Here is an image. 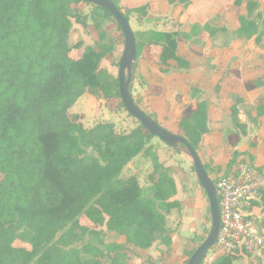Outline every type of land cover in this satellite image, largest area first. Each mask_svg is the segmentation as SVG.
<instances>
[{
  "label": "trees",
  "instance_id": "trees-1",
  "mask_svg": "<svg viewBox=\"0 0 264 264\" xmlns=\"http://www.w3.org/2000/svg\"><path fill=\"white\" fill-rule=\"evenodd\" d=\"M112 1L128 20L130 14L149 20L168 13L175 3H188ZM80 3L88 4L82 0H0V30L24 8L40 29L50 31L58 49L49 64V74L27 84L25 105L19 106L14 97L0 104V166L8 168L0 170V264H126V248L122 243L106 242V230L122 237L123 244L138 249H148L156 242L166 246L172 243L165 212L179 208L180 203L173 199L177 186L172 168L159 160L150 143L154 136L130 114L137 124L121 132L111 120L85 128L76 114L67 113L85 93L103 99L110 113L126 111L117 77L113 78L101 65L114 51L107 41L105 18L92 23L84 18L78 21L84 33L93 38V45L81 51L82 31L71 20L80 10ZM99 9L115 24L124 42L112 15ZM224 9L232 18V30L221 22ZM257 9V0H230L209 21L182 26L192 36L185 56L156 40H136L137 60L168 72L187 69V55L195 54L202 58L203 65L222 68L221 56L239 36L255 37L257 46L264 49V29L259 31ZM247 66L246 62L241 70H229L227 97L234 105L220 120H212L208 115L203 96L209 87L207 77H201L190 91L195 108L182 94L175 97L178 114L173 126L166 129L188 141L207 172L218 167L223 152L230 157L238 155L236 145L246 132L245 123L238 117V105L249 101L239 89L240 72ZM145 83L149 95L165 92L161 78L154 73ZM253 87L254 84L247 88ZM132 98L140 110L164 127L153 118L146 99L137 102ZM138 155L151 159L148 189H140L135 180L120 178L122 170ZM195 179L198 183L196 175ZM252 209L258 213L259 204L254 203ZM105 245L110 247L104 250ZM234 259L220 255L211 264H232Z\"/></svg>",
  "mask_w": 264,
  "mask_h": 264
},
{
  "label": "rangeland",
  "instance_id": "rangeland-1",
  "mask_svg": "<svg viewBox=\"0 0 264 264\" xmlns=\"http://www.w3.org/2000/svg\"><path fill=\"white\" fill-rule=\"evenodd\" d=\"M135 1L143 2V0ZM79 7L80 10L71 17V20L73 25L82 31L84 45L81 51L83 52L87 45H93V38L84 33L78 21L84 18L92 23L94 19L105 18L104 25L108 30L107 41L114 46V51L102 60L101 65L109 70L113 78L117 77L118 60L124 48L118 28L107 18L106 13L96 6L80 3ZM149 20L146 18L139 20L135 15L130 14L129 25L137 39L155 40L152 30L159 23L163 26L169 24L170 31L178 27V22H174L170 16L157 15ZM54 43L56 42L50 31L40 29L33 16L24 8L15 14L7 27L0 30V104L12 97L17 100L19 106L27 103V84L36 83V80L44 79L49 74V64L52 62V57H56L58 53ZM132 65L136 63L132 62ZM135 70L136 68L132 73L129 90L139 102L144 99L142 93L145 87L140 84L141 79L136 76ZM67 113L70 116L76 114L85 128H90L100 121L111 120L119 131L124 132L131 130L137 124V121L126 111L110 113L105 108L103 99L87 93L80 95ZM26 126L31 128L29 124ZM150 143L159 160L171 166L177 186V193L173 199L179 201L180 207L169 213L165 212L166 227L172 243L166 246L156 242L148 249H138L131 244H123L122 237H116L107 230L104 232V240L122 243L126 248L127 257L124 259L126 264H186L190 252L206 238L211 227L208 200L195 179L191 159L184 147L181 145L169 147L155 136L151 138ZM88 152L91 153V150ZM2 160L0 158V161ZM0 165L3 163L0 162ZM212 168L209 169L208 174L213 181H216L217 173L212 171ZM4 169L8 168L0 166V170ZM151 170V159L145 155H138L122 170L120 178L135 180L140 189H148L150 183L147 175ZM261 172L264 173V168ZM149 192V195H152L150 190ZM109 247L110 245H105L103 249L107 250ZM218 256L220 255L209 253L202 264H211ZM258 259L262 260L259 257L255 260L248 256L246 263L242 257H238L232 261V264H257Z\"/></svg>",
  "mask_w": 264,
  "mask_h": 264
},
{
  "label": "crops",
  "instance_id": "crops-1",
  "mask_svg": "<svg viewBox=\"0 0 264 264\" xmlns=\"http://www.w3.org/2000/svg\"><path fill=\"white\" fill-rule=\"evenodd\" d=\"M229 1L188 0L187 4H173L169 12L163 16L173 18L174 22H178V27L170 31L169 24L166 26L157 24L152 30L155 40L172 46L177 54L185 56L190 47L192 36L188 31L182 30V26L193 25L197 22L203 24L209 21ZM125 2L129 4L135 0H126ZM257 3L258 25L259 31H261L264 29V0H257ZM220 15L221 22L225 23L230 30L234 29L228 11L224 9ZM158 16L162 17V15ZM135 38L139 40L137 37ZM187 58L190 62L187 69H171L168 72H160L158 66H152L144 60L136 59V76H139L140 84L145 87L142 95L147 100L148 110L153 118L160 121L165 128H171L178 114L175 97L182 94L195 108V103L189 95L190 91L197 85L201 77H207L209 87L204 90L203 96L207 101L208 115L212 120H220L222 115L234 105V102L227 97L230 89L229 70H241L243 63L247 62V69L240 72L241 87L239 89L243 91L249 101L238 105V117L245 123L246 132L241 136L236 149L238 150L237 156L249 158L261 171L264 168V49L257 46L255 37L239 36L234 41L232 48L221 56L222 68L214 69L203 65L202 58L195 54H188ZM151 73L161 78L162 85L166 87L163 94L149 95L147 93L145 81ZM253 84L254 87L248 90V85ZM229 160L230 156L223 152L217 163L218 167L213 170L221 166L224 167ZM258 204L260 210L258 213L256 212L255 217L259 220L260 227L264 231V190ZM242 258L247 263L246 257ZM260 261L263 263L264 258L258 259L257 264H260Z\"/></svg>",
  "mask_w": 264,
  "mask_h": 264
},
{
  "label": "built area",
  "instance_id": "built-area-1",
  "mask_svg": "<svg viewBox=\"0 0 264 264\" xmlns=\"http://www.w3.org/2000/svg\"><path fill=\"white\" fill-rule=\"evenodd\" d=\"M216 170V171H215ZM212 171L217 173L216 192L220 228L207 255L264 258V231L252 207L260 202L264 174L249 158L230 157L228 163Z\"/></svg>",
  "mask_w": 264,
  "mask_h": 264
},
{
  "label": "water",
  "instance_id": "water-1",
  "mask_svg": "<svg viewBox=\"0 0 264 264\" xmlns=\"http://www.w3.org/2000/svg\"><path fill=\"white\" fill-rule=\"evenodd\" d=\"M90 5L107 10L117 22L124 38V48L118 60L117 82L118 90L123 104V108L128 114L136 118L140 124L152 136L159 138L170 147L181 145L187 151L198 183L206 194L211 227L206 238L198 245L186 261V264H200L206 257L207 251L214 244L217 232L220 228V213L218 208V195L216 185L209 177L197 152L181 135L170 132L165 127L159 125L149 115L140 110L132 98L129 84L132 78L137 59L136 38L129 25L128 18L117 8L112 0H82ZM133 68V70H132Z\"/></svg>",
  "mask_w": 264,
  "mask_h": 264
},
{
  "label": "bare ground",
  "instance_id": "bare-ground-1",
  "mask_svg": "<svg viewBox=\"0 0 264 264\" xmlns=\"http://www.w3.org/2000/svg\"><path fill=\"white\" fill-rule=\"evenodd\" d=\"M186 152V151H185Z\"/></svg>",
  "mask_w": 264,
  "mask_h": 264
}]
</instances>
